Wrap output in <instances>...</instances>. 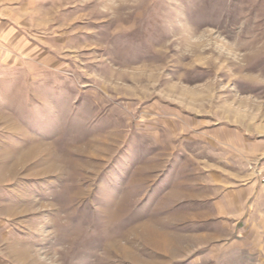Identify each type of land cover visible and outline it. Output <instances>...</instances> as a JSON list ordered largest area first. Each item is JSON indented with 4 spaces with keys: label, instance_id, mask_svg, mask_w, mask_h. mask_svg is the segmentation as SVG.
Here are the masks:
<instances>
[{
    "label": "rangeland",
    "instance_id": "rangeland-1",
    "mask_svg": "<svg viewBox=\"0 0 264 264\" xmlns=\"http://www.w3.org/2000/svg\"><path fill=\"white\" fill-rule=\"evenodd\" d=\"M263 176L264 0H0V264H264Z\"/></svg>",
    "mask_w": 264,
    "mask_h": 264
},
{
    "label": "crops",
    "instance_id": "crops-1",
    "mask_svg": "<svg viewBox=\"0 0 264 264\" xmlns=\"http://www.w3.org/2000/svg\"><path fill=\"white\" fill-rule=\"evenodd\" d=\"M240 206H242L243 207V201L241 200V202H240Z\"/></svg>",
    "mask_w": 264,
    "mask_h": 264
},
{
    "label": "built area",
    "instance_id": "built-area-1",
    "mask_svg": "<svg viewBox=\"0 0 264 264\" xmlns=\"http://www.w3.org/2000/svg\"><path fill=\"white\" fill-rule=\"evenodd\" d=\"M263 181H264V176H263Z\"/></svg>",
    "mask_w": 264,
    "mask_h": 264
}]
</instances>
